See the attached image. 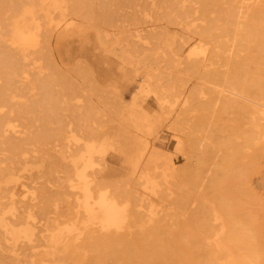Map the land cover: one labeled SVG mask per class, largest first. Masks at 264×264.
<instances>
[{"label":"rangeland","instance_id":"1","mask_svg":"<svg viewBox=\"0 0 264 264\" xmlns=\"http://www.w3.org/2000/svg\"><path fill=\"white\" fill-rule=\"evenodd\" d=\"M205 2L208 3L207 8H198L201 4L198 0H93L91 7L79 4L78 16L72 14L71 9L63 10V15L60 11H52L50 16L56 25L52 30H57L59 37L65 41L72 40L73 48L77 47L79 40H99L108 56L109 74L121 75L129 81L113 85L103 81L93 68L82 63L71 64L63 75L62 71L49 66L47 61L51 63L50 60L43 56L47 66L44 75L48 80L47 86L53 85L58 90L61 102L56 115L48 114L39 126L55 128L61 144L68 124L78 135L86 127L95 126L92 120L97 117L96 108L111 118L114 113H125L132 105L137 106L153 130L144 157L164 155L171 160L169 167L176 171L174 178L163 177L164 165L159 161L158 168L150 173L158 184L157 194L151 197L152 203H144L140 209L134 200L139 192H143L144 182L138 178L143 164H138L135 169H126L124 157L120 155L115 163L111 162L110 158L118 153L120 143L117 137L109 138L111 130L92 134L89 142L93 145L91 167H87V159L76 162L78 169L84 170L88 176L99 177L104 168L106 176L99 180L107 182L111 189L119 187L120 203L125 199L129 201L128 208L134 217L126 223V229L118 232L123 239L116 244L170 247L172 239L186 230L187 218L195 206L177 204L178 195L201 202L202 199H211L216 193L229 194L238 189L243 201L240 204L242 211L247 214L252 211L263 231L257 248L261 249L258 260L264 264V158L258 160V170L250 173L248 149L244 144L250 117L231 102L225 103L223 108L225 100L220 94L225 89L224 78L230 72L226 56L219 52L222 38L217 8L213 2ZM36 21H44V17L38 15ZM1 27L4 32L7 30L6 23ZM156 95L161 97L160 102ZM35 108H26V121L17 123L22 129H34ZM192 123L198 126L194 132L197 149L208 153L201 169L196 172L199 176H196L195 185L191 184V175L198 167L197 158L196 154L189 157L185 142ZM42 132L34 131L26 148L29 163L24 177L28 180V189L23 201L39 207L31 219L24 218L23 221L24 224L28 222L31 242L19 241L18 246L23 249L14 254L12 241L0 232V264H44L48 258L45 257V248L50 246L54 235L63 239L68 236V243L72 245L76 244L75 237L81 233L76 239L77 244H91L83 225L77 223L82 220L72 218L67 211V207L74 205L68 203L71 198L66 201L68 189L65 187L70 178L75 181L73 163H48L54 139L44 136L34 139ZM132 137L141 135L133 133ZM178 137L182 139L181 144ZM84 140L77 142L78 148L82 149ZM233 150L241 153L230 178L227 177L225 188L211 186L210 176L216 165ZM80 154H73L72 160L77 161ZM173 182L175 194L171 196L168 189ZM58 184L63 186V195L47 199L48 195L44 194L46 187L53 188ZM151 208L154 215H150ZM69 229L74 231L69 233ZM31 246L36 248L31 249ZM105 262L121 264L120 261Z\"/></svg>","mask_w":264,"mask_h":264},{"label":"bare ground","instance_id":"2","mask_svg":"<svg viewBox=\"0 0 264 264\" xmlns=\"http://www.w3.org/2000/svg\"><path fill=\"white\" fill-rule=\"evenodd\" d=\"M198 1L201 3L198 8L208 7L206 0ZM209 1L214 3L218 11L222 38L219 52L226 56L230 72L224 78L225 89L220 94L225 100L223 108L225 103L231 102V105L237 106L250 117L244 144L248 149V170L254 173L258 170V160L264 158V0ZM92 3L93 0H66L63 3L50 0H0V232L12 241L13 253L23 249L18 246L19 241L31 242L28 222L24 224L23 221L24 218L31 219L39 208L23 201L28 189V180L24 177L29 163L26 148L32 133L38 130L43 132L36 134L34 139L40 136L54 139L51 146L53 153L49 155L48 163H73L75 181L69 176V184L65 187L68 189L66 201L71 198L68 203L74 205L67 207V211L72 218L82 220L77 223L83 225L87 239L91 240L88 246L77 244L76 239L81 236L78 233L76 244L69 245L68 236L63 239L54 235L50 246L45 248V257L48 258L44 264H106L105 260L120 261L121 264H260L258 258L261 249L257 245L261 243L263 231L252 211L248 214L242 211L240 204L243 201L238 189L229 194L216 193L211 199H202L201 202L178 195L177 204L181 202L186 206H195L187 218L186 230L172 239L173 245L170 247L116 244L123 239L118 232L126 229L124 226L134 217L128 208L129 201L125 199L120 203L119 187L111 189L107 182L99 180L106 176L104 168L98 174L99 177L88 176L84 170L78 169L76 162L87 159V167H91L93 145L89 142L92 141V134L111 130L109 138L117 137L120 142L118 153L112 155L111 162L115 163L116 157L120 155L124 157L126 169H135L142 163L138 178L144 182L143 192H139L134 200L140 209H143L144 203H152L151 197L157 194L158 184L150 173L158 168L159 161L164 165L163 177L174 178L176 171L169 167L171 160L164 155L144 157L153 130L137 106L132 105L125 113H114L111 118L96 108L98 118L92 120L95 126L86 127L78 135L68 124L61 144L55 128L51 126L44 129L39 126L48 114L56 115L61 102L58 90L53 85L47 86L48 80L44 76L47 66L43 56L50 60L51 63L47 61L49 66L62 71L63 75L71 64L82 63L93 68L103 81L113 85H123L129 81L121 75L115 77L109 74L108 56L99 40H79L77 47L73 48L72 40L65 41L59 37L57 30H52L56 26L50 16L52 11H60L63 15V10L71 9V13L78 16L79 4L91 7ZM38 15L44 17V21H36ZM3 23L7 24L5 32L1 27ZM156 96L160 102L161 97ZM30 106L36 107L33 117L35 130L32 131L31 127L23 130L17 124L26 121V108ZM48 123L51 122L48 120ZM197 127L192 123L190 133L185 136L189 157L196 154L197 158L198 167L191 175L192 185L196 184V176H199L196 172L208 156L204 150L197 149L194 135ZM173 129L176 130V126ZM133 133H139L141 137L133 139ZM80 139H86L82 149L77 147ZM177 140L179 144L182 143L180 137ZM61 145L64 146L62 149ZM76 152L81 154L77 161H73ZM240 153L239 150H233L222 157L210 176L211 186L225 188L227 177L230 178ZM174 183L168 189L171 196L175 194ZM242 191L246 194L245 189ZM44 192L48 195L47 199L63 195V186L46 187ZM150 215H154L152 208ZM67 231L70 233L74 230ZM30 248L35 249L36 246Z\"/></svg>","mask_w":264,"mask_h":264}]
</instances>
